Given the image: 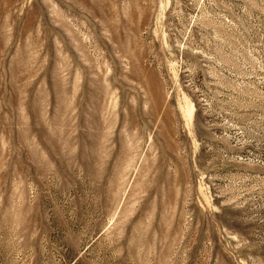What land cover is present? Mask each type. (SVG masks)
Instances as JSON below:
<instances>
[{
	"label": "rangeland",
	"instance_id": "1",
	"mask_svg": "<svg viewBox=\"0 0 264 264\" xmlns=\"http://www.w3.org/2000/svg\"><path fill=\"white\" fill-rule=\"evenodd\" d=\"M0 264H264V0H0Z\"/></svg>",
	"mask_w": 264,
	"mask_h": 264
}]
</instances>
